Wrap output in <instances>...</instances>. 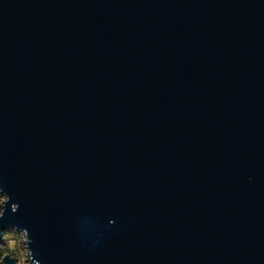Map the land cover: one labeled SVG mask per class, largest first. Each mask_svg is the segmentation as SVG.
I'll use <instances>...</instances> for the list:
<instances>
[{"label": "water", "instance_id": "obj_1", "mask_svg": "<svg viewBox=\"0 0 264 264\" xmlns=\"http://www.w3.org/2000/svg\"><path fill=\"white\" fill-rule=\"evenodd\" d=\"M0 196L34 264H264V0H0Z\"/></svg>", "mask_w": 264, "mask_h": 264}, {"label": "clouds", "instance_id": "obj_2", "mask_svg": "<svg viewBox=\"0 0 264 264\" xmlns=\"http://www.w3.org/2000/svg\"><path fill=\"white\" fill-rule=\"evenodd\" d=\"M2 203L3 200H0V204ZM15 207L13 205V211H15ZM0 215H2V211H0ZM25 239L23 231L17 234L13 229L11 232L0 233V240L4 241L0 243V264H4L5 257L13 261L14 264H26L30 257L28 250L24 247Z\"/></svg>", "mask_w": 264, "mask_h": 264}, {"label": "rangeland", "instance_id": "obj_3", "mask_svg": "<svg viewBox=\"0 0 264 264\" xmlns=\"http://www.w3.org/2000/svg\"><path fill=\"white\" fill-rule=\"evenodd\" d=\"M0 200H3V198L0 196ZM0 206H1V204H0ZM12 231V230H11ZM11 231H7V232H11ZM16 232V231H15ZM17 234L19 233V232H16ZM26 240V239H25ZM4 241H2V242H0V243H3ZM24 247L26 248V245H25V242H24ZM27 249V248H26ZM26 264H31V262H29V261H26Z\"/></svg>", "mask_w": 264, "mask_h": 264}, {"label": "trees", "instance_id": "obj_4", "mask_svg": "<svg viewBox=\"0 0 264 264\" xmlns=\"http://www.w3.org/2000/svg\"><path fill=\"white\" fill-rule=\"evenodd\" d=\"M0 209H1V206H0ZM0 242H2V240H0Z\"/></svg>", "mask_w": 264, "mask_h": 264}]
</instances>
